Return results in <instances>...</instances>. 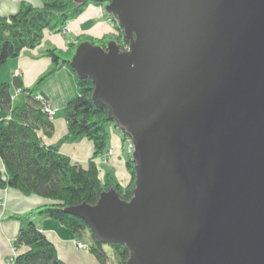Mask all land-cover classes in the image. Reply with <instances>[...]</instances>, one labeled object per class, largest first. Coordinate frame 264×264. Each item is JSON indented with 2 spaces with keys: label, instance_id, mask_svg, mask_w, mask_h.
Wrapping results in <instances>:
<instances>
[{
  "label": "water",
  "instance_id": "obj_1",
  "mask_svg": "<svg viewBox=\"0 0 264 264\" xmlns=\"http://www.w3.org/2000/svg\"><path fill=\"white\" fill-rule=\"evenodd\" d=\"M91 1L129 49L84 41L70 65L130 140L135 181L65 211L125 264H264V0Z\"/></svg>",
  "mask_w": 264,
  "mask_h": 264
},
{
  "label": "trees",
  "instance_id": "obj_2",
  "mask_svg": "<svg viewBox=\"0 0 264 264\" xmlns=\"http://www.w3.org/2000/svg\"><path fill=\"white\" fill-rule=\"evenodd\" d=\"M91 0H42L40 7L22 1L18 10L8 16H0V69L9 59L19 56L24 48L32 49L43 38L44 31H60L69 20L77 17ZM120 34L121 29L117 26ZM123 36V35H122ZM124 37V36H123ZM92 44H100L107 39L88 37ZM106 42V41H105ZM123 42H125L123 38ZM126 43V42H125ZM76 45L68 44L67 50L48 49L52 73L60 67L69 69L75 78L77 94L63 109L67 132L56 144H46L44 136L53 130L51 118L44 112V102L25 89L24 102L12 107L10 85L0 84V189L13 188L24 195H37L48 202L28 212L19 219L26 220L20 228L14 246L17 253L12 264H65L58 256L54 244L47 238L35 221L42 216L58 221L67 228L76 240L87 238L88 250L99 264H106L113 256L111 264H125L127 249L120 244H103L91 233L85 222L65 211V208L83 202L93 205L101 192L113 188L120 198L128 200L132 196L135 173L131 154L125 159L130 179L126 186L114 181L109 172L101 177L94 159L109 148L108 127L112 125L105 107H96L91 99L93 83L89 78H79L70 65ZM13 85L22 88L20 77H13ZM23 89V88H22ZM88 139L93 144L92 158L86 166L73 162L59 151L61 142H76ZM126 136H122L125 139Z\"/></svg>",
  "mask_w": 264,
  "mask_h": 264
},
{
  "label": "crops",
  "instance_id": "obj_3",
  "mask_svg": "<svg viewBox=\"0 0 264 264\" xmlns=\"http://www.w3.org/2000/svg\"><path fill=\"white\" fill-rule=\"evenodd\" d=\"M22 1H27L35 7L42 5V0H0V16H8L15 13ZM98 6L88 4L84 11L70 21L71 32L63 35L46 32L42 42L34 49H23L16 58L9 59L0 69V84L6 82L10 85V92L13 94L12 73L20 70L22 88L31 89L33 95L41 96L48 105L60 112L66 103L76 96L77 87L74 74L66 67H60L52 73L51 59L45 55L47 49H64L70 41L78 36L101 37L110 33L111 23L104 20ZM59 79L63 85H57ZM35 86V88H34ZM38 88V91H37ZM36 89V93H35ZM25 96V95H24ZM24 96L16 94L12 99V107H19L24 102ZM54 114V115H55ZM53 130L50 136H42L46 144H56L66 134V122L64 117H52ZM109 149L112 150L108 159L97 158L94 160L99 169V175L109 172L114 181L121 186H126L130 176L126 168L125 159L128 155V147L122 136L116 131H111ZM60 153L68 156L71 161L86 166L93 154V144L88 139H81L76 142H61ZM3 169L0 160V170ZM2 206L0 209V264H7L6 259L13 253H17L14 246L15 237L26 224V220L19 219L28 212L34 211L37 207L48 202L37 195H24L13 188L0 189ZM35 221L47 238L54 244L59 258L65 264H99L95 256L87 249L79 248L73 234L61 225L58 221L36 216ZM84 239V241H86Z\"/></svg>",
  "mask_w": 264,
  "mask_h": 264
},
{
  "label": "rangeland",
  "instance_id": "obj_4",
  "mask_svg": "<svg viewBox=\"0 0 264 264\" xmlns=\"http://www.w3.org/2000/svg\"><path fill=\"white\" fill-rule=\"evenodd\" d=\"M93 2H95V1H93ZM88 4H93V5H96V6H98V8H99V10H100V13L101 14H103L105 17H104V20L105 21H107V22H110L111 23V31H110V33H108V34H105V35H103V36H106L107 37V39L106 40H104V42H102V45H100V44H94V45H99V46H101L102 48H106V45H107V43L109 42V41H114L120 48H125V43H123V36H124V34H123V30L121 29V31H122V34H120V31L118 30V28H117V26H119L118 25V21H117V19H116V17L113 15V14H111V13H107L106 11H105V5L106 4H108V1H104V2H96V3H88ZM87 4V5H88ZM86 5V6H87ZM86 8V7H85ZM84 8V9H85ZM84 11V10H83ZM82 11V12H83ZM81 12V13H82ZM80 13V14H81ZM76 18V17H75ZM70 21L71 20H69L68 22H66V24L60 29V31H56V32H52V31H50V30H45L44 31V34L46 33V32H51V33H58V34H61V35H63V34H65V33H69V32H71V29H70ZM123 35V36H122ZM44 36V35H43ZM103 36H101V37H96V39L97 38H102ZM92 38H94V37H92ZM43 39V38H42ZM42 39H41V41H40V43L42 42ZM124 40H125V38H124ZM84 41H89V39H88V37L86 36V37H84V36H78L77 37V39L76 40H74V41H70V42H68L67 43V45H66V48H64V49H61V50H67V47H68V44L69 43H72L73 45H76V47L80 44V43H82V42H84ZM106 41V42H105ZM90 42V41H89ZM126 42V41H125ZM40 43L38 44V45H40ZM125 44V45H124ZM38 45H36L34 48H36ZM34 48H32V49H34ZM25 49V48H24ZM28 49V48H27ZM56 50H58L59 48H55ZM48 50V49H47ZM46 50V51H47ZM22 52V51H21ZM74 54V53H73ZM20 55V54H19ZM45 55H46V52H45ZM47 56V55H46ZM17 71H18V73H19V75L18 76H15L14 75V73L15 72H13L12 73V77H20V75H21V73H20V70L19 69H17ZM63 81H65V80H62V79H59V81H58V83H57V85H63ZM34 88H35V86H34ZM37 91H38V88H37ZM35 93H36V89H35ZM16 94H20V96H24L25 95V91H24V89H22V88H20V87H15V91H14V93L12 94L11 93V98L13 99L15 96H16ZM54 114H55V112H54ZM55 116H63V108H62V110L60 111V112H56V114L55 115H53L52 117L54 118ZM51 120H52V118H51ZM112 125H110L109 127H108V131H109V137H110V133H111V131L113 130V131H116L117 133H119V131L116 129V126H115V124L112 122L111 123ZM120 134V133H119ZM121 136H123L122 134H120ZM125 142H126V144H127V147H128V154H131V152H132V145H131V142H130V140L126 137L125 139H123ZM111 152H112V150L111 149H109L108 148V150L103 154V155H101L100 157H98V158H100V159H102V160H104V159H108V157L110 156V154H111ZM95 159H97V158H95ZM94 159V160H95ZM104 161H106V160H104ZM88 163V162H87ZM95 163V162H94ZM96 164V163H95ZM103 176V175H102ZM101 176V177H102ZM90 237V235L88 234V236H87V238H89ZM76 240V239H75ZM84 242V243H86L87 245H86V247L85 248H82V249H87L88 250V248H89V246H88V243H87V240L86 241H80V240H76V243L77 242ZM106 248H107V252H109V260L107 261V263L106 264H111V260H113V256H110V251H109V248H108V246H105ZM8 258V257H7ZM7 260V259H6ZM6 263H7V261H6ZM8 264V263H7Z\"/></svg>",
  "mask_w": 264,
  "mask_h": 264
},
{
  "label": "built area",
  "instance_id": "obj_5",
  "mask_svg": "<svg viewBox=\"0 0 264 264\" xmlns=\"http://www.w3.org/2000/svg\"><path fill=\"white\" fill-rule=\"evenodd\" d=\"M126 41V40H125ZM123 43H125V42H123ZM126 44V45H125ZM124 45H125V48H120V51H127L128 49H129V44H128V42L126 41V43H125ZM14 75L15 76H18L19 75V73H18V71L17 70H15V73H14ZM36 97L38 98V99H41L43 102H44V106H43V110H44V112L48 115V117L49 118H52V116L54 115V112H55V110L54 109H52L49 105H48V103H46V101L41 97V96H39V95H36ZM1 206H2V200H1V198H0V209H1ZM76 245L79 247V248H85L86 247V243H84V242H77L76 243ZM14 255H15V253H13V254H11L10 256H8V258H7V263L8 264H12L13 263V261H14Z\"/></svg>",
  "mask_w": 264,
  "mask_h": 264
}]
</instances>
